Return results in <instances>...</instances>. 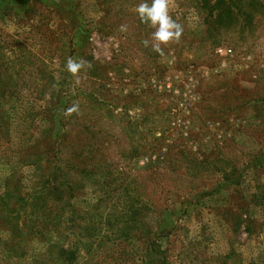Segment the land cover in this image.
<instances>
[{
	"label": "rangeland",
	"instance_id": "374dc122",
	"mask_svg": "<svg viewBox=\"0 0 264 264\" xmlns=\"http://www.w3.org/2000/svg\"><path fill=\"white\" fill-rule=\"evenodd\" d=\"M215 1L169 0L160 54L142 0H0V264H264V0Z\"/></svg>",
	"mask_w": 264,
	"mask_h": 264
},
{
	"label": "trees",
	"instance_id": "16d2710c",
	"mask_svg": "<svg viewBox=\"0 0 264 264\" xmlns=\"http://www.w3.org/2000/svg\"><path fill=\"white\" fill-rule=\"evenodd\" d=\"M242 1V0H241ZM243 3V1H242ZM225 8L226 10V13L230 14L231 12H235V7L228 4V2H226L225 0H216L214 3L210 4L209 3V7L207 8V11L209 13V16H213L215 13L217 12H220V11H223V9ZM215 12V13H214ZM217 17L215 18H220L219 16V13L216 15ZM220 22H222V20H220ZM96 132L94 131H91V136L95 135ZM80 155V153H74L73 156H78ZM74 159V157H73ZM56 160V159H54ZM206 160V159H205ZM203 160V161H205ZM57 162V161H55ZM58 166H52V171L53 173H51V175H48V177L46 178V180H44V183L45 185L49 186L50 189L49 190H53L55 193H61L59 192V186L62 185V183L66 182V185L67 187L69 186L70 183H68L69 179L66 177L67 173H60V174H56L55 172L60 168L59 166L61 165V161H58ZM66 164L68 165H73L74 162L72 161V158L66 162ZM81 170L80 172H83V174H91V172H88L86 169H79ZM213 170H215V172H217L215 168H213ZM222 170V175H223V178L221 177V180H229V179H232L231 176L236 172V170L233 168V165L231 164L229 169H219V171ZM51 176V177H50ZM82 176V175H81ZM219 180L216 181V187L212 188V189H207L206 191L202 192L201 194H199L200 196L203 195H209V194H212L214 193L215 191H217V183L219 184ZM70 188H68V190H70ZM47 191V192H48ZM105 195H108V190H106L105 192ZM1 194V193H0ZM127 199L126 200H121L122 201V206L126 209V207L128 208L129 213H123L125 216H122V218H127L128 221L127 223L126 222H122L121 224L119 223L116 227V232H118L119 236L120 237H123V238H126L128 242H132V241H135L136 240V231L138 229H141V228H144L145 227V223L144 221H142V215H143V212L142 210H140L139 212V208L137 207V205H135L134 203L135 202H138L137 199H135V197L131 196L130 194H127L125 196ZM26 198L27 196L25 197H22V199H17L16 200V207L12 208L11 210V213L13 216V218H10L8 221H3L4 223H11L13 225V227H15V232H19V230L17 229L16 230V227L18 226L17 224L20 223L19 222V211L20 209L23 207V205L26 203ZM61 198V195L60 197ZM45 200L47 199L46 197L44 198ZM56 201H59L60 199H55V198H52ZM260 200H263L264 199V195L261 194V196L259 197ZM0 206H5L6 205V201H5V196L4 195H0ZM123 202H127L125 204H123ZM118 204H120L118 202ZM8 205V204H7ZM33 205L37 206V203H33ZM121 205V204H120ZM42 206H45V204L41 205ZM144 210H148L147 208H145ZM10 213V214H11ZM26 224H28L27 222H25ZM33 224V223H32ZM44 227H45V223L43 224ZM15 232L12 233L13 237L16 238V235ZM135 232V233H134Z\"/></svg>",
	"mask_w": 264,
	"mask_h": 264
},
{
	"label": "clouds",
	"instance_id": "9594fccd",
	"mask_svg": "<svg viewBox=\"0 0 264 264\" xmlns=\"http://www.w3.org/2000/svg\"><path fill=\"white\" fill-rule=\"evenodd\" d=\"M135 13L141 22L150 24L155 31L151 34V41L144 40L143 44L148 47L151 42L152 50L163 54L162 45L170 41H178L183 33L182 26L169 14V0H142L135 9ZM125 30L122 28V31ZM84 61L69 58L66 62V70L76 75L85 67Z\"/></svg>",
	"mask_w": 264,
	"mask_h": 264
},
{
	"label": "built area",
	"instance_id": "2783aa9c",
	"mask_svg": "<svg viewBox=\"0 0 264 264\" xmlns=\"http://www.w3.org/2000/svg\"><path fill=\"white\" fill-rule=\"evenodd\" d=\"M228 52H230V50H228Z\"/></svg>",
	"mask_w": 264,
	"mask_h": 264
}]
</instances>
